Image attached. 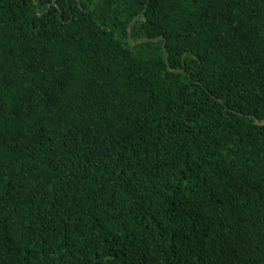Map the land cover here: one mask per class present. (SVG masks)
Listing matches in <instances>:
<instances>
[{
	"label": "trees",
	"instance_id": "1",
	"mask_svg": "<svg viewBox=\"0 0 264 264\" xmlns=\"http://www.w3.org/2000/svg\"><path fill=\"white\" fill-rule=\"evenodd\" d=\"M91 2L0 0V264H264V0Z\"/></svg>",
	"mask_w": 264,
	"mask_h": 264
},
{
	"label": "snow or ice",
	"instance_id": "2",
	"mask_svg": "<svg viewBox=\"0 0 264 264\" xmlns=\"http://www.w3.org/2000/svg\"><path fill=\"white\" fill-rule=\"evenodd\" d=\"M96 2H97V0H92L91 4L89 5V11H91V9H93L95 7ZM37 7H38V5H37ZM156 42L158 43L159 41H156ZM133 43H135V42H133ZM127 55L128 54L125 53V56H127ZM184 55L191 56V53L188 52L187 50H185ZM108 86L111 87V84H109ZM85 91H87V89ZM34 96H35V93H33L31 89H29L27 92V101L28 102L23 105V113L22 114L27 116V117H31L33 115V113L37 114V119H33L31 122L29 136L35 137L37 140H43V139H45V134H44V128L39 121L40 105H44L45 108H47L48 105L50 104L53 109H55L56 106L53 103V98H51V97L47 98V102H46L44 99H41L39 97L34 99ZM241 99H242V97H241ZM126 100L128 101L127 107H129V108L133 107V94H129V96L126 97ZM113 107H115V104H113ZM59 114H60L59 110L57 109L55 112V116H59ZM46 115L50 118H55L54 113L52 111H47ZM261 126L264 127V124H262ZM118 134H119V132L117 130V135ZM127 135H128V139L131 140L132 139L131 132H129ZM48 142L49 143L52 142L50 137L48 138ZM4 147H6V145L3 143L2 138H0V149H2ZM62 147H64L65 149H68V144L64 143L62 145ZM125 151H127V149H125ZM71 154L72 153L69 150L68 155H71ZM147 156H148V150H147V148H145V150L143 151L142 157L146 158ZM133 157H135L137 160L142 158L140 155L137 154V151L134 150L131 153V155L129 156L127 161H125L124 159L121 158L119 163L122 165L125 163L131 164V159ZM167 167H168L167 164H165V168H167ZM137 168H138V165L136 168H133V172L136 173V175H138ZM0 171H2V170H0ZM104 171L105 172L108 171L107 164H105V166H104ZM153 171H154V173L159 172L160 169H154ZM180 174L183 175V169L180 170ZM117 175L122 177L124 175L123 169H121V171L119 173H117ZM136 175H133V177H132L133 180L136 179ZM152 178H155V176ZM106 182L107 181L105 180V183ZM156 186L157 185H153V187H156ZM185 187L188 188L189 186L186 184ZM144 190L145 191H151L152 189L148 188L145 185ZM108 195L111 196L112 199H115V193L114 192H109ZM125 195H132V193L126 192ZM185 195L187 196V192L185 193ZM100 202L105 203L106 197H101ZM3 210H4V204L2 202H0V212H2ZM193 211H194L193 205L186 201L185 203L181 204L179 208L174 209L173 214L175 215L176 219L179 221L185 215L192 216ZM193 219H195L194 216H193ZM177 227H179V225H177ZM180 230L184 233L185 241H187L191 245V243H192L191 237L197 231L195 229V227L192 225H189V228L187 230L183 229L182 227L180 228ZM200 247H201V249H203L204 245L201 244ZM194 254H195V248H193V254H190L188 256V259L192 260ZM121 255H123V253H121ZM132 255H135V253H132ZM206 255H207V252L205 251L204 256H206ZM108 258H109L108 252H102L99 250H97V251L85 250L81 254V258L79 261H77V264H101L102 261H106ZM195 259L202 260L203 257H201L200 255H195Z\"/></svg>",
	"mask_w": 264,
	"mask_h": 264
},
{
	"label": "water",
	"instance_id": "3",
	"mask_svg": "<svg viewBox=\"0 0 264 264\" xmlns=\"http://www.w3.org/2000/svg\"><path fill=\"white\" fill-rule=\"evenodd\" d=\"M129 40H130V36H129ZM140 41L137 42V44L139 43Z\"/></svg>",
	"mask_w": 264,
	"mask_h": 264
}]
</instances>
